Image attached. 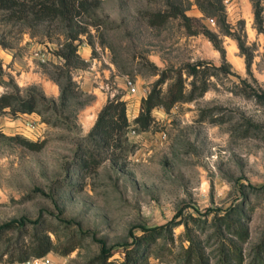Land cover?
I'll list each match as a JSON object with an SVG mask.
<instances>
[{"label": "rangeland", "instance_id": "374dc122", "mask_svg": "<svg viewBox=\"0 0 264 264\" xmlns=\"http://www.w3.org/2000/svg\"><path fill=\"white\" fill-rule=\"evenodd\" d=\"M254 3L264 29V0H101L93 9L99 26L89 25L91 34L80 33L76 40L78 66L69 71L78 93L65 105L59 101L64 59L56 53L64 30L40 25L31 34L30 28L0 20V88L23 93L34 86L54 102L42 113L11 114L8 108L0 113V223L39 218L54 242L49 254L56 264H90L101 243L113 250L109 259L119 262L130 227L139 234V224L162 223L181 211L177 218L188 219L190 233L215 264L218 238L211 214L197 223L190 215L199 216L196 209L206 206L240 203L249 229L242 246L250 258L264 232V136L255 126L264 130V101L252 92L264 89V31L257 28ZM174 9L177 15L150 24V12ZM200 60L199 74L209 72L208 88L168 110L155 106L150 126L137 129V100L160 70L175 73L180 67L188 82L183 66ZM128 80L135 84L133 93ZM170 81L163 83L164 91ZM114 95L126 101L129 142L113 153L95 148L97 164L80 168L83 149L92 147L85 136ZM13 134L44 144L32 149L4 136ZM172 230L173 242L163 232L148 264L181 263L185 226ZM16 234L6 231L0 250L16 244ZM164 243L170 250L161 248ZM71 244V251L60 253Z\"/></svg>", "mask_w": 264, "mask_h": 264}, {"label": "trees", "instance_id": "16d2710c", "mask_svg": "<svg viewBox=\"0 0 264 264\" xmlns=\"http://www.w3.org/2000/svg\"><path fill=\"white\" fill-rule=\"evenodd\" d=\"M100 3L101 0H0L1 21L30 28L31 34H34L40 25L54 24L64 30L65 39L59 43L60 47L56 50V53L64 59L59 66V76L64 78L59 81V101L64 105L70 97L78 93L77 83L69 71L70 67L78 66L79 53L77 52L78 41L76 40H79L80 33L91 34L89 25L99 26L100 20L93 9L98 7ZM254 5L257 28L264 31L260 7H258V3H254ZM177 14L178 10L176 9L153 11L149 13L148 20L150 24H162L169 16ZM182 16L188 20L186 15L182 14ZM88 41L91 42L89 39ZM200 63L203 61L200 60L195 64L187 63L183 66L187 75L191 76L188 82L183 77L180 67L174 70L175 73H168L167 69L160 70L158 77L140 100L139 112L133 119L137 129L144 130L150 126L153 120L152 110L155 106L161 105L168 110L173 104L191 100L201 95L208 88L209 72L204 71L203 74H199L200 69L197 64ZM1 73L0 66V79ZM169 78L171 81L164 91L162 85ZM187 84H189V88H187ZM252 92L258 100L264 101V89L258 91L253 88ZM6 108L11 114L32 111L42 113L53 109L54 102L52 100L45 101V97L34 86H30L23 93L16 90L3 91L0 94V113ZM130 124L125 99L118 95L108 98L99 109L93 125L85 136L92 147L83 149L82 154L84 156L79 157L78 166L87 168L91 164L93 166L97 164L95 148L112 153L124 148L125 144L129 142L127 132ZM255 126L262 131V136H264V130L258 125ZM4 136L8 139H16L32 149H39L44 144L43 140H32L20 134ZM196 210L199 212V216L190 215V218L196 223L207 221V216L211 214L212 233L218 238V258L215 264H264V232L255 244L252 256L248 258L244 253L242 243L247 241L249 229L242 223L243 209L240 203L225 207L206 206L202 210ZM180 214L181 211H177L171 218L158 224H139L141 230L139 234L134 232L133 227H130L128 235L131 239L121 243L123 256L119 262L109 259L113 250L107 247L105 243H101L99 252L91 259L90 264H148L157 238L167 231V237L169 236L173 242L172 229L179 223L184 224L185 238L188 240L187 245H182L183 258L180 264H211L200 240L190 233L191 227L188 225V219L177 218ZM29 224H31V230L28 232ZM8 230L17 231L15 236V243H17H11L5 249L0 250V261L20 262L32 255H43L55 249L53 240L39 218L20 216L1 222L0 240ZM27 232L28 235L25 237ZM226 233H229L230 236L226 237ZM74 247L75 244L67 245L60 253H68ZM161 248L166 250L170 246L164 243ZM5 252L7 255L6 258H3ZM158 255L164 256L161 252H158Z\"/></svg>", "mask_w": 264, "mask_h": 264}, {"label": "built area", "instance_id": "2783aa9c", "mask_svg": "<svg viewBox=\"0 0 264 264\" xmlns=\"http://www.w3.org/2000/svg\"><path fill=\"white\" fill-rule=\"evenodd\" d=\"M210 21H213V18H209ZM126 86L128 88V92L133 93L136 89L135 84L131 82L130 80L127 81ZM3 92V90L0 88V94ZM20 264H56L54 260L52 259L49 252L43 254V255H32L23 261H20ZM59 264H65V263H59Z\"/></svg>", "mask_w": 264, "mask_h": 264}, {"label": "crops", "instance_id": "0c3cea01", "mask_svg": "<svg viewBox=\"0 0 264 264\" xmlns=\"http://www.w3.org/2000/svg\"><path fill=\"white\" fill-rule=\"evenodd\" d=\"M89 49H88V47L87 46H85V45H83V47H82V49H81V51L83 52V56H88V51ZM95 72V74L96 75H98V71H94ZM20 80H24V78L23 77H21L20 76ZM144 96V95H143ZM141 99V98H140ZM140 99H138L137 100V105H136V107H137V112H138V110H139V107H140ZM134 104H136V103H134ZM137 112L135 113V115L137 114ZM25 113V112H24ZM17 263V262H16ZM16 263H7V264H16ZM19 263V262H18ZM17 263V264H18Z\"/></svg>", "mask_w": 264, "mask_h": 264}]
</instances>
